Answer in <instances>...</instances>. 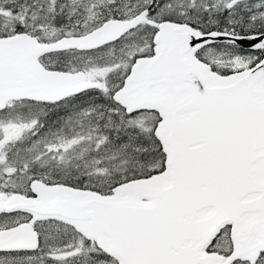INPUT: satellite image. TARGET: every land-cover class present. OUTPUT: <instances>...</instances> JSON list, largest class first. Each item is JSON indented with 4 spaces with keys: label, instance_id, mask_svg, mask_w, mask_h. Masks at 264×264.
Returning a JSON list of instances; mask_svg holds the SVG:
<instances>
[{
    "label": "snow or ice",
    "instance_id": "6c2138e0",
    "mask_svg": "<svg viewBox=\"0 0 264 264\" xmlns=\"http://www.w3.org/2000/svg\"><path fill=\"white\" fill-rule=\"evenodd\" d=\"M0 264H264V0H0Z\"/></svg>",
    "mask_w": 264,
    "mask_h": 264
}]
</instances>
